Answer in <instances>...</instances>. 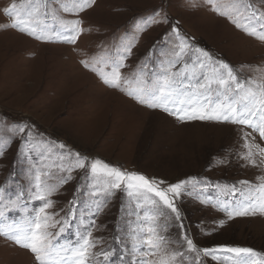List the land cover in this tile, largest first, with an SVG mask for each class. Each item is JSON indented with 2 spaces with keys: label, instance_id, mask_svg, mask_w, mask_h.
Listing matches in <instances>:
<instances>
[{
  "label": "rangeland",
  "instance_id": "obj_1",
  "mask_svg": "<svg viewBox=\"0 0 264 264\" xmlns=\"http://www.w3.org/2000/svg\"><path fill=\"white\" fill-rule=\"evenodd\" d=\"M12 2L0 0V25L10 22L2 10ZM195 4H199V0H97L78 17L86 30L75 45L44 42L0 27V137H12L7 131L12 123L34 125L42 137L37 135L34 140L38 147L33 152L35 161L32 163L37 169L52 173L51 183H56L61 175L57 167L62 163L59 143L67 146L63 150L65 153L72 149L90 160L99 159L123 171L168 184L189 177L195 178L194 183L198 180L213 185L235 184L237 189L241 187L238 181L255 183L258 176L264 175V166H242L245 161L237 154L245 151L239 130L243 126L209 121L181 122L105 86L80 64V60L94 55L114 54V46L125 35L130 38L134 34L136 22L158 9L162 15L166 14L169 23L153 24L139 35L132 55L124 61L126 67L122 72L126 75L148 59L153 46L158 47L164 34L176 25L183 35L222 58L239 76L259 79L260 70L264 69V42ZM53 7L58 5L54 3ZM60 15L65 19L77 18L65 13ZM48 23L56 27L53 21ZM243 130L251 132L247 128ZM253 135L255 143L264 147V139L258 133ZM42 139L56 143L49 147L40 142ZM19 147L18 137L12 138L4 145L3 156H0V187L6 189V197L15 198L21 187L27 194L29 163H19ZM221 160L226 162L221 164ZM72 177L49 197L54 204L48 211L59 213L55 217L57 220L68 210L74 190L84 184L81 170L73 171ZM219 195L215 187L203 190L202 185L197 184L193 195L185 194L177 201L195 242L209 248L217 245L249 247L264 259V215L229 220L225 213L210 204L200 203L201 199H215ZM122 202L126 207L131 206L126 193L117 192L95 217L98 227L92 229L93 238H102L92 249L94 253L116 249L111 264H120L121 246L113 241V229L118 218L124 215ZM39 205V201L29 202L27 210ZM25 214L24 209H20L8 212L7 218L18 220ZM220 221H224L223 226H219ZM58 230L59 225L50 229L53 233ZM76 231L75 226L67 230L59 243L74 240ZM168 234L175 238L176 229L170 228ZM125 259L131 264L130 256ZM0 264H35V261L30 252L0 237ZM93 264L108 262L100 256L94 258ZM207 264L226 262L223 258L219 261L209 259Z\"/></svg>",
  "mask_w": 264,
  "mask_h": 264
},
{
  "label": "snow or ice",
  "instance_id": "obj_2",
  "mask_svg": "<svg viewBox=\"0 0 264 264\" xmlns=\"http://www.w3.org/2000/svg\"><path fill=\"white\" fill-rule=\"evenodd\" d=\"M54 3L58 7L54 8ZM96 3L97 0H20L19 3L13 0L2 10L10 22L0 27L44 42L75 45L86 30L78 17ZM194 6L207 8L237 30L264 42V0H199ZM60 13L77 18L65 19ZM49 20L55 23V28ZM167 23L166 14L153 9L136 22L130 38L125 35L114 46V54L94 55L80 60V64L105 86L181 122L209 121L243 126L239 130L245 151L237 154L245 161L242 166H264V147L255 143L253 135L258 133L264 139V69L260 70L259 79L241 77L222 58L197 46L193 38L183 35L172 25L158 47L153 46L148 59L129 74L122 72L126 67L124 61L132 55L139 35L153 24ZM244 128L251 132H245ZM7 131L12 137H0V156H3L4 145L18 137V160L20 164L29 163L30 180L27 194L21 187L15 198L6 197V189L0 187V237L30 252L35 264H93L94 258L100 256L111 264L116 249L94 253L92 249L102 238H93L92 229L98 227L95 217L117 192L126 193L131 205L126 207L122 202L124 215L118 218L113 229V241L121 246L120 264H128L126 256L131 257V264H207L209 259L219 261L222 258L226 264H264V259L249 247H200L177 203L185 194L193 195L197 184H201L203 190L215 187L221 195L215 199H201L200 203L210 204L225 213L229 220L264 215V175L258 176L255 183L238 181L239 189L235 184L213 185L198 180L194 183L192 177L168 184L123 171L99 159L90 160L72 149L65 153L63 150L67 146L59 143L62 163L57 167L61 175L56 183H51L52 173L37 169L32 163L35 161L33 152L38 147L34 140L42 134L27 122L12 123ZM40 142L49 147L56 143L43 139ZM75 170L83 172L84 184L77 186L73 199L68 202V210L57 220L55 217L59 213L48 211L54 204L49 197L73 179ZM32 201H39L40 205L28 211L27 204ZM20 209L26 213L22 219L8 220V212ZM223 224L224 221L219 222V226ZM58 225L57 232L50 231ZM73 226L77 229L74 240L59 243L62 234ZM170 228L176 229L175 238L168 234Z\"/></svg>",
  "mask_w": 264,
  "mask_h": 264
}]
</instances>
